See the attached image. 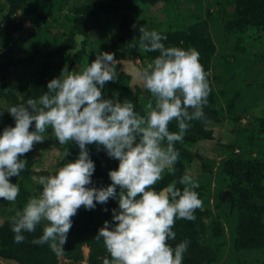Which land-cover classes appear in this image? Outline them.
Returning a JSON list of instances; mask_svg holds the SVG:
<instances>
[{
    "label": "rangeland",
    "instance_id": "obj_1",
    "mask_svg": "<svg viewBox=\"0 0 264 264\" xmlns=\"http://www.w3.org/2000/svg\"><path fill=\"white\" fill-rule=\"evenodd\" d=\"M243 14L237 0H0V264H264V198L240 165L264 170V37L233 31ZM180 29L199 48L176 45ZM68 145L108 169L100 193L79 195ZM179 164L186 199L167 182ZM146 178L167 190L160 203L137 190ZM72 202L92 213L77 246L75 221L52 217ZM243 223L261 246L240 247Z\"/></svg>",
    "mask_w": 264,
    "mask_h": 264
},
{
    "label": "trees",
    "instance_id": "obj_2",
    "mask_svg": "<svg viewBox=\"0 0 264 264\" xmlns=\"http://www.w3.org/2000/svg\"><path fill=\"white\" fill-rule=\"evenodd\" d=\"M239 4L245 9V14L238 17L236 20L232 21L233 31L235 32H241L243 30V27L251 26L253 28L258 29L262 36L264 37V0H237ZM189 30H177L173 31L174 33H170V36H172L173 41L176 45H179L181 47H187V42L191 43L192 46L195 48H199V44L195 42L193 37H191V34L188 32ZM59 52L52 54L53 59L46 62V78L48 79V82L51 84L46 89L48 90V95L53 100L54 96L57 92L61 90V81L60 76L58 73V69L61 66L60 59L58 58ZM152 92H159L164 91L162 87L159 88H151ZM113 97L111 98V102L115 103L118 101V94L121 93V85H117L114 87ZM165 92V91H164ZM263 125H264V112H263ZM195 140V137H192L193 141ZM170 143L172 145H177L180 150V146L182 143H174L170 139ZM186 144V143H185ZM68 170L73 174L74 176V183L77 186V190L79 192V195H82V199H85L88 196L87 193L92 190L93 194H98L102 190V187L106 182L111 181L113 179L112 175L109 173L108 169L102 170V165H100V161L97 160V157L95 156V153H88V151L80 152L78 150H75V148H72V146L68 145ZM177 163V161H176ZM174 163V164H176ZM241 169L243 171V174L247 176V181L249 183V189L251 195L253 196H260L261 198H264V187H263V178H264V170L262 167H257L255 164H252L250 162H241ZM250 169L252 171H250ZM182 168L179 165H176L171 173L169 174L170 179L167 182H173L177 183L183 186L185 188L184 192V198L186 199V194L188 191H190V187L184 183L182 180ZM233 172L230 171L229 176L233 180ZM164 179V183H165ZM86 186V188L89 191H83L79 190L78 186ZM163 184H160L154 179L146 178L144 180V183L142 186L137 187V190H141L140 194L143 197H152L153 194H157L158 196L159 192L164 189ZM234 184H232V190H233ZM235 189V187H234ZM173 192V191H171ZM176 193V192H175ZM156 199V198H155ZM233 201H236L235 196H232L231 198ZM74 201V200H73ZM155 201V200H154ZM187 201V200H186ZM94 204V202H93ZM89 207H92V202L89 201L88 203ZM92 213H89L88 211H85L83 208L79 206L78 202H72V204L68 207H64L61 212L55 210L52 211V217L54 219H66L70 218L75 221L76 226V232L73 237L74 246H77L80 243L81 238H85L87 236V233H92L91 227H92ZM259 220V219H258ZM94 223V222H93ZM258 223V222H257ZM257 223L254 225V227L251 224H245L243 223L241 229L238 232V238H239V244L240 247L243 249H254L257 246L262 245V239L257 238L256 235L258 233L256 232V229L258 228ZM259 229V228H258ZM218 233V237H219ZM40 238V237H39ZM42 244L43 247L39 248L37 251L38 253L43 252V258L45 255H48L50 251H52V247L50 245V241H43ZM15 253H20L22 255V259L26 258L27 252L21 250L19 247H16L15 249L11 250ZM32 250L28 251L31 252Z\"/></svg>",
    "mask_w": 264,
    "mask_h": 264
},
{
    "label": "water",
    "instance_id": "obj_3",
    "mask_svg": "<svg viewBox=\"0 0 264 264\" xmlns=\"http://www.w3.org/2000/svg\"><path fill=\"white\" fill-rule=\"evenodd\" d=\"M119 71L123 72V73H125L131 77L130 86H134L135 84H138L139 81H141V72L132 60H129V59L128 60H121L119 62ZM0 164H1V162H0ZM166 195H167V190L162 189L159 192V194L155 200V203H157V204L160 203Z\"/></svg>",
    "mask_w": 264,
    "mask_h": 264
},
{
    "label": "bare ground",
    "instance_id": "obj_4",
    "mask_svg": "<svg viewBox=\"0 0 264 264\" xmlns=\"http://www.w3.org/2000/svg\"><path fill=\"white\" fill-rule=\"evenodd\" d=\"M135 64V63H134ZM137 66V65H136Z\"/></svg>",
    "mask_w": 264,
    "mask_h": 264
}]
</instances>
